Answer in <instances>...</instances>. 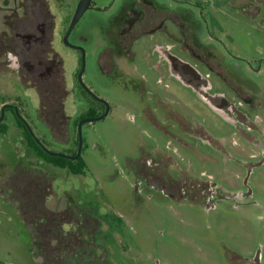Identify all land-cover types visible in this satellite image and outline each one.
<instances>
[{
    "label": "rangeland",
    "instance_id": "1",
    "mask_svg": "<svg viewBox=\"0 0 264 264\" xmlns=\"http://www.w3.org/2000/svg\"><path fill=\"white\" fill-rule=\"evenodd\" d=\"M236 4L231 18H228L229 10L221 13L226 31L223 34L229 36L222 34L221 42L215 45L218 70L211 72L210 80L217 91L235 101L254 100L255 109H250L249 104H243L241 108L252 111V118L261 122L260 128L264 132V0H236ZM62 53L70 92L64 101L65 113L70 118L69 140L65 141L66 134L62 141L54 139L49 127L38 117L40 99L37 90H21L8 74L0 75V106L4 102H18L33 133L48 150L74 155L80 121L98 117L104 108L79 85L78 53L64 46ZM96 54V50L89 52L88 49L83 81L99 97L106 99L111 109L106 118L83 125L84 174H73L69 168L57 167L41 157L32 147L29 134L24 136L18 131L0 136V186L5 180L17 186V191L23 185L22 180L16 182L17 163L35 166L51 174L54 180L52 193L46 199V209L58 213L68 209L81 220L84 240L94 252V257L84 255L79 262H73V256L65 257L63 252L64 258L54 262L53 253H50L49 264H235L227 260L230 255L258 257L259 264H264V219L257 216H264V164L255 168L248 180L253 198L257 200V204L251 206L253 214L223 206L205 210L200 206L178 205L160 194L149 198L143 186L135 187L133 173L127 164L139 156V144L144 148L149 145L167 148L169 139L137 114L133 98L122 86L111 90L113 83L98 70ZM204 71L209 73L208 69ZM150 76L151 90L170 94L190 116L201 121L213 135L224 139L231 156L240 161L250 158L252 147L190 89L159 73L153 72ZM163 123L166 127L169 125V122ZM180 137L191 143L195 151L188 153L183 143L174 142L171 147L183 151L188 162L191 160V164L200 167L197 174L202 170L210 173L219 170L214 165L217 158L212 149L188 137ZM233 137L237 138L236 144ZM178 161L184 166L188 164ZM243 171L237 167L229 173L218 171L217 176L235 187H244L246 172ZM9 196L10 203L0 202V264H43L44 259L34 254L32 235L35 227L44 223L45 219L39 220L44 213H29L32 221L25 222L20 215L19 194L14 192ZM37 217L34 223L33 218ZM83 219L90 221L89 227L83 224ZM69 224H65V230L71 228ZM72 228L78 231L77 226ZM67 242L82 253L87 251V245L83 246L80 240L73 241L70 237ZM63 247L61 244L60 249L64 250Z\"/></svg>",
    "mask_w": 264,
    "mask_h": 264
},
{
    "label": "flooded vegetation",
    "instance_id": "2",
    "mask_svg": "<svg viewBox=\"0 0 264 264\" xmlns=\"http://www.w3.org/2000/svg\"><path fill=\"white\" fill-rule=\"evenodd\" d=\"M81 2L0 0V75H10L21 90H37L40 99L37 112L41 119L45 105L52 102L49 100L43 104L44 99L57 98L60 102L63 97L64 104L70 93L65 78L64 46L80 57L77 80L81 89L103 106V114L107 109L109 114V102L83 81L88 49L89 52L96 50L97 68L113 83L111 90L122 86L133 98L137 114L169 139L167 148L159 145L144 148L139 144V156L127 164L133 173L135 187L143 186L149 198L160 194L178 205L200 206L205 210L223 206L252 213L251 206L257 204V200L253 198L248 180L253 170L264 164V132L260 128L261 122L252 118V111L241 106L249 104L250 109H255L257 105L251 98H243L244 101L229 98L226 93L217 91L210 80L211 72L218 70L215 45L221 42V36L226 32L221 13L229 10L228 18H231L236 0H85V8H80ZM153 72L179 81L230 124L245 144L252 147L250 158L245 161L235 159L226 148L224 139L213 135L201 121L190 116L170 94L151 90L149 81ZM107 90L111 92L109 88ZM4 105L10 107L5 108L0 136L20 131L36 141L25 123L19 103L4 102L0 106V117ZM163 122H169V125L166 127ZM64 132L69 140L70 118ZM180 135L212 149L217 158L214 165L219 167V172L229 173L237 167L244 170L245 186H233L217 176L216 170L214 173L202 170L197 174L200 167L191 164V160L188 162L183 151L171 147V143H183L188 153L195 151ZM232 139L236 144L237 138ZM177 158L180 162L187 161V166L180 164ZM225 162H229L227 167ZM23 166L17 163L15 168L18 170ZM3 182L0 202L7 204L11 202L9 195L16 194L17 186H12L8 180ZM18 197L22 206L27 201V194L21 190ZM61 213L66 216L58 225L65 232L85 236L80 229L81 220H77L68 209ZM257 216L264 219V216ZM66 223H70L71 228L65 230ZM83 224L89 227L90 221L83 219ZM75 226L78 231L73 230ZM77 240L81 241L80 238ZM81 242L92 249L84 239ZM57 247L61 248V241ZM233 257L230 255L227 260L235 264H259L258 257Z\"/></svg>",
    "mask_w": 264,
    "mask_h": 264
},
{
    "label": "trees",
    "instance_id": "3",
    "mask_svg": "<svg viewBox=\"0 0 264 264\" xmlns=\"http://www.w3.org/2000/svg\"><path fill=\"white\" fill-rule=\"evenodd\" d=\"M62 99L60 102L57 101V98L44 99L43 104L48 103L49 100H52V102H50V105H45V113L41 115L42 121L49 127L53 138L60 141H62V138L66 132L65 131L63 133V128L68 129L69 126V118L65 113ZM29 138L31 139L32 147L35 148L36 152H38L41 157L52 161V164L55 166L69 168L71 173L77 175L85 173L86 164L82 163V156L77 161H72L64 157L51 156L46 153L30 135ZM65 141L67 140L65 139ZM15 176L17 179L16 181L22 180L23 182V185L18 188V194H21V190H23L24 194H27V201L22 204V208L20 209L22 220L25 222H31V215L29 213H44V216L39 218V220L45 219L44 223L38 224L40 226L35 227L32 235L34 254L44 259L43 264H49V257L52 255L50 253H53L55 258L54 262H60L59 260L64 258V256H73V262H79V260H81L84 255L88 254L94 257V252H92L90 248H87L88 250H85V253H82V251L74 248L73 244L67 245V240L70 237L73 239V241H76L77 238H80L82 241L84 236L77 235V237L75 236L76 234L65 232L58 224L64 220L66 215L64 213L62 214L61 212H52L46 209L45 203L47 197L51 194L54 180L53 176L40 168L29 165H24L23 167L19 168ZM33 220L34 223H36L38 217L35 219L33 218ZM58 241H61V244L64 246V250L57 248ZM61 252H63L64 256L61 254Z\"/></svg>",
    "mask_w": 264,
    "mask_h": 264
},
{
    "label": "water",
    "instance_id": "4",
    "mask_svg": "<svg viewBox=\"0 0 264 264\" xmlns=\"http://www.w3.org/2000/svg\"><path fill=\"white\" fill-rule=\"evenodd\" d=\"M85 0H82V2L80 3V8H85V4L84 2ZM84 10V9H83ZM83 71V70H82ZM101 100V99H99ZM103 101V100H101ZM6 107H10V105H4L3 109H2V115L0 117V123L3 121L4 119V111H5V108ZM108 107V106H107ZM108 114V109L106 110V112L102 115V116H99V117H95V118H86L84 120H82L79 125H78V131H79V141H78V149H77V153L75 155H65V154H62V153H58V152H53V151H50L48 150L41 142L40 140L36 137V135L33 133L32 129L30 128V126L27 124V122L25 121V123L27 124L28 126V129L29 131L31 132V134L34 136V138L36 139V141L38 142V144L41 146V148L46 152L48 153L49 155L51 156H54V157H64V158H67V159H70V160H78L81 155H82V149H83V143H84V140H83V133H82V127H83V124L85 123H88V122H95V121H99V120H102L103 118H105Z\"/></svg>",
    "mask_w": 264,
    "mask_h": 264
}]
</instances>
